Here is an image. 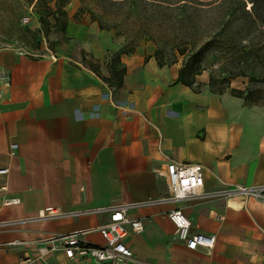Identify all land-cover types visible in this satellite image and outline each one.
<instances>
[{
  "label": "crops",
  "instance_id": "crops-1",
  "mask_svg": "<svg viewBox=\"0 0 264 264\" xmlns=\"http://www.w3.org/2000/svg\"><path fill=\"white\" fill-rule=\"evenodd\" d=\"M59 34L69 43L59 40L55 60L0 45V169H8L0 174V264L31 257L52 235L92 229L85 239L104 244L96 228L107 216L35 218L49 207L80 211L166 197L170 161L200 165L206 191L264 183L262 109L210 92L204 79L197 78L198 92L176 82L179 63L159 67L150 42L120 55L125 74L111 88L101 77L110 76L108 52L119 49L112 33L67 12ZM75 40L91 64L73 51ZM171 210L189 219L190 234L215 235L212 250H188L175 236ZM128 217L142 224L124 238L133 254L128 264H264V202L254 198L197 197ZM45 261L91 264L61 251Z\"/></svg>",
  "mask_w": 264,
  "mask_h": 264
},
{
  "label": "rangeland",
  "instance_id": "rangeland-1",
  "mask_svg": "<svg viewBox=\"0 0 264 264\" xmlns=\"http://www.w3.org/2000/svg\"><path fill=\"white\" fill-rule=\"evenodd\" d=\"M47 1L53 6L56 0ZM64 1L66 12L75 22L81 23L89 16L100 29L112 33V41L119 49L108 53L129 52L141 42H150L165 63L181 66L193 51L202 49L204 70L196 82L197 78L204 79L207 88L215 93L242 91L249 97L244 105L264 111V0H189L185 10L167 3L174 0H138L137 13L130 12V2ZM36 3L37 0H0L1 46L40 57L50 56L47 50L57 53L60 39L69 43V39L52 31L44 37L35 17L28 25L22 24L29 12L37 15ZM72 45L77 56L92 63V55L79 41ZM179 48L186 55L181 56Z\"/></svg>",
  "mask_w": 264,
  "mask_h": 264
},
{
  "label": "built area",
  "instance_id": "built-area-1",
  "mask_svg": "<svg viewBox=\"0 0 264 264\" xmlns=\"http://www.w3.org/2000/svg\"><path fill=\"white\" fill-rule=\"evenodd\" d=\"M22 18L23 25H28L33 17L29 12ZM50 53L55 60L56 56ZM17 146H10V155H13ZM8 173L7 168L0 169V174ZM168 196L151 199L143 202L127 203L102 208H90L80 211H62L58 208L49 207L41 211L35 219L54 220L70 219L85 216H107V221L96 228V231L104 239V244L94 245L89 243L85 237L93 232L92 229L79 230L63 235H52L42 240L31 257L21 259L18 264H47L45 258L52 253L61 251L65 257L71 260L87 259L91 264H128L133 260L131 250L125 245L124 238L128 233H139L142 224L138 219H131L128 213L132 210L148 208L158 205L177 203L191 198L208 199H248L254 198L264 202V183L258 185H225L218 190H204L202 168L195 164H181L170 161L166 165L164 174ZM169 221L173 224L176 238L183 242L188 250H196L198 247L212 250L216 236L213 234H190V221L179 210H171L167 213ZM223 219V217H219ZM5 224L0 223V227ZM136 264H151L136 262Z\"/></svg>",
  "mask_w": 264,
  "mask_h": 264
},
{
  "label": "trees",
  "instance_id": "trees-1",
  "mask_svg": "<svg viewBox=\"0 0 264 264\" xmlns=\"http://www.w3.org/2000/svg\"><path fill=\"white\" fill-rule=\"evenodd\" d=\"M101 4L109 3H127L130 2V12L137 13L138 12V0H99ZM143 1V0H140ZM152 1V0H151ZM154 2V1H153ZM170 5H178L179 9L185 10L187 5L189 4V0H174V2L169 3ZM66 1L64 0H56L54 5L51 6L47 0H37L36 3V14L40 23V32L43 33L44 37H47L49 32L60 33L64 32L67 24V12L65 10ZM186 47V46H185ZM193 49H195V44H193ZM134 48H132L129 52H111L107 54V67L110 72L109 77H101L102 81L105 82L111 88H119L122 85L123 76L125 74V66L120 60V55L122 53H132ZM179 50V54L181 56L186 55L185 50ZM159 50L155 51V59L159 67L170 66L176 62L171 64L165 63L160 57ZM91 70L98 75V68L91 67ZM204 70L202 66V49H197L193 51L187 58H185L178 71V83H181L184 86L191 88L193 91L198 92L200 89V84L196 82V77L201 74ZM212 81L209 83L211 86ZM210 92L215 93L211 89ZM221 94V93H215ZM230 95L241 99L243 104H246L249 97L247 94H244L239 90H231Z\"/></svg>",
  "mask_w": 264,
  "mask_h": 264
}]
</instances>
